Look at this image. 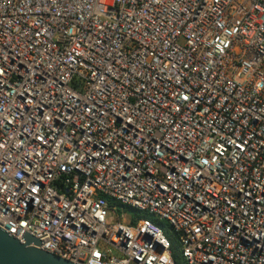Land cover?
I'll return each mask as SVG.
<instances>
[{
  "label": "built area",
  "instance_id": "2783aa9c",
  "mask_svg": "<svg viewBox=\"0 0 264 264\" xmlns=\"http://www.w3.org/2000/svg\"><path fill=\"white\" fill-rule=\"evenodd\" d=\"M159 223L185 264H264V0H0V229L178 264Z\"/></svg>",
  "mask_w": 264,
  "mask_h": 264
},
{
  "label": "water",
  "instance_id": "95a60500",
  "mask_svg": "<svg viewBox=\"0 0 264 264\" xmlns=\"http://www.w3.org/2000/svg\"><path fill=\"white\" fill-rule=\"evenodd\" d=\"M21 239L0 229V264H73L39 249L41 242L26 232Z\"/></svg>",
  "mask_w": 264,
  "mask_h": 264
},
{
  "label": "rangeland",
  "instance_id": "374dc122",
  "mask_svg": "<svg viewBox=\"0 0 264 264\" xmlns=\"http://www.w3.org/2000/svg\"><path fill=\"white\" fill-rule=\"evenodd\" d=\"M116 213L118 215L124 214V215H126L127 218L133 217L135 219H140L142 217V215L135 210L122 209L120 207H118V211ZM116 221H117L116 218H109L108 219V223H115ZM158 225L163 230V232L167 236V238H169V240L172 242L173 250L175 253V258H176L177 263L178 264H185V262L181 258V254H180V244H179L177 238L175 237V235L173 234L169 225H167V223H159Z\"/></svg>",
  "mask_w": 264,
  "mask_h": 264
}]
</instances>
